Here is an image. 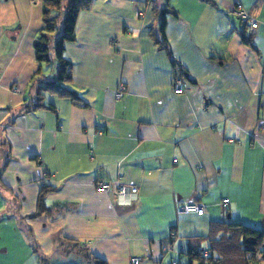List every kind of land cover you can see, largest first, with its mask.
<instances>
[{"label":"crops","instance_id":"1","mask_svg":"<svg viewBox=\"0 0 264 264\" xmlns=\"http://www.w3.org/2000/svg\"><path fill=\"white\" fill-rule=\"evenodd\" d=\"M43 25L41 0H0V264H188L223 222L264 228V0H92L52 52L84 106L45 92L53 109L33 108L57 72L35 59ZM99 180L138 197L120 205ZM190 201L203 214L178 210Z\"/></svg>","mask_w":264,"mask_h":264},{"label":"trees","instance_id":"2","mask_svg":"<svg viewBox=\"0 0 264 264\" xmlns=\"http://www.w3.org/2000/svg\"><path fill=\"white\" fill-rule=\"evenodd\" d=\"M209 1V0H207ZM43 27L34 40V53L37 62H56L57 72L53 79H48L44 84L39 85L36 102L33 108L53 106L45 105L42 102L43 93H53L69 98L74 104L84 106L82 98L75 91L64 84L69 83L72 78L71 62L62 56L52 59V52L62 51L65 42L75 39V24L78 13L81 10L89 9L92 0H41ZM164 16L160 22V38L153 35L156 43L165 45L162 36ZM162 33V34H161ZM244 43L251 44L248 37H242ZM169 53V50H168ZM175 63V62H174ZM176 64V63H175ZM48 187H42L37 200L38 213L42 211L44 193ZM224 232L222 235L211 241L204 254V248L198 244L188 245L185 254L188 257V264H256L258 250L264 245V228L255 229L242 225L241 223L223 222ZM198 240L196 238H193ZM88 264H105L93 256L85 258Z\"/></svg>","mask_w":264,"mask_h":264},{"label":"built area","instance_id":"3","mask_svg":"<svg viewBox=\"0 0 264 264\" xmlns=\"http://www.w3.org/2000/svg\"><path fill=\"white\" fill-rule=\"evenodd\" d=\"M32 2H39L40 0H31ZM232 13L239 19L240 22L246 24L250 28H255L257 26V22L251 18V16L243 10L240 6H236L233 8ZM190 83L181 78L177 77L172 84V90L175 94H182L186 90H188ZM123 84H118L115 97L121 98L124 92ZM264 128V125L262 126ZM96 189L100 192H106L108 190H113L116 194V202L120 205H130L133 201H135L138 197V191L136 186L134 185H126L120 180L110 181V180H99L96 183ZM227 199H223V203H226ZM178 210L183 212H194L198 215L203 214L204 206L195 201H190L182 204L178 207ZM140 261L139 257H132L130 260L131 264H137Z\"/></svg>","mask_w":264,"mask_h":264},{"label":"rangeland","instance_id":"4","mask_svg":"<svg viewBox=\"0 0 264 264\" xmlns=\"http://www.w3.org/2000/svg\"><path fill=\"white\" fill-rule=\"evenodd\" d=\"M68 0H65L64 4L67 3Z\"/></svg>","mask_w":264,"mask_h":264}]
</instances>
